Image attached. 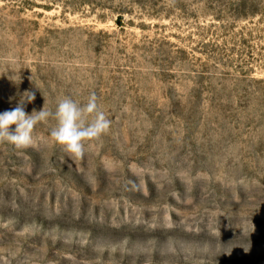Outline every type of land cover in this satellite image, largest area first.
Wrapping results in <instances>:
<instances>
[{
	"label": "rangeland",
	"instance_id": "1",
	"mask_svg": "<svg viewBox=\"0 0 264 264\" xmlns=\"http://www.w3.org/2000/svg\"><path fill=\"white\" fill-rule=\"evenodd\" d=\"M91 93L0 143V264H264V0H0V113Z\"/></svg>",
	"mask_w": 264,
	"mask_h": 264
},
{
	"label": "clouds",
	"instance_id": "2",
	"mask_svg": "<svg viewBox=\"0 0 264 264\" xmlns=\"http://www.w3.org/2000/svg\"><path fill=\"white\" fill-rule=\"evenodd\" d=\"M24 97L28 102L35 99L34 94L29 92ZM97 100L95 93H91L83 104L71 97H64L57 102L54 112L43 107L29 115L22 99L14 109L0 113V143H12L18 148L28 147L32 143L35 126L53 117L57 123L51 131L52 138L64 146L70 155L81 157L85 143L100 138L111 126V120L101 110Z\"/></svg>",
	"mask_w": 264,
	"mask_h": 264
}]
</instances>
